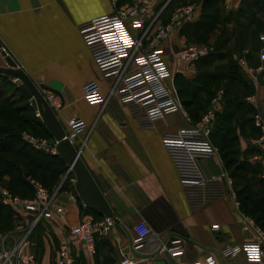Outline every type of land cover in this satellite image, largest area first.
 I'll return each mask as SVG.
<instances>
[{"label":"crops","instance_id":"obj_1","mask_svg":"<svg viewBox=\"0 0 264 264\" xmlns=\"http://www.w3.org/2000/svg\"><path fill=\"white\" fill-rule=\"evenodd\" d=\"M134 1L115 0L113 5L111 0H0V46L35 84L53 92L58 102L53 109L64 129L65 121L70 118L82 121L84 128L72 143L117 219L108 225L106 234L93 235L94 253L87 254L78 240L68 236V228L84 219L104 218L83 206L74 187L59 185L61 175L34 169L25 160L9 156V160H18L29 170V182L42 181L56 191L54 204L64 211L63 216L54 215L51 220L40 219L35 224L30 215L23 212L31 221L28 233L23 235L24 250H29L30 237L33 241V253H30L37 264H54L55 247L66 236L74 264H114L120 256L132 254L131 227L138 220L153 231L166 230L167 235L161 240L171 235L183 237V254L179 258L183 262L216 254L224 244L251 236L242 230V216L251 217L237 209L229 196L208 201L199 209L188 207L176 169L162 142L164 133L185 126L183 117L179 112H172L157 119L150 129L139 127L132 113L118 102L115 92L110 91L112 82L100 77L80 38L79 23L109 14L113 7L121 8ZM187 2L196 3L194 17L172 31L163 43L174 50L196 42L206 29V17H200L203 0H174L172 6ZM263 4L264 0H217L211 8L206 7L203 13L216 16L206 42L212 49L226 53L225 57L233 53L237 59L243 57L248 67L255 68L259 64V35L264 33V12L260 9ZM172 6L160 17L161 22H166ZM239 8L243 10L236 13ZM167 62L172 71L171 87L188 116L203 111V107H194L195 101L209 98L215 89L224 91L228 101L226 116L220 117L218 129H214L210 140L217 155L206 158L202 165L211 174L225 170L217 144L223 139L222 151L246 163L245 183L260 202L259 197L264 196L261 172L264 133L260 142H254L261 132L258 134L247 119L259 112L264 120L263 72L248 73L240 66L242 82L229 83L224 58L183 66L182 71L177 70L170 58ZM4 65L0 56V66ZM89 81L98 85L103 103H88L83 99L82 86ZM244 82L252 93L247 94ZM5 95L0 93V98ZM245 101L252 104V111L243 108ZM0 176L3 182L10 177L3 173ZM261 205L264 206V202ZM214 223L219 226L217 231L209 229ZM157 241L152 239L146 248L154 247ZM219 264L227 263L221 260Z\"/></svg>","mask_w":264,"mask_h":264},{"label":"built area","instance_id":"obj_2","mask_svg":"<svg viewBox=\"0 0 264 264\" xmlns=\"http://www.w3.org/2000/svg\"><path fill=\"white\" fill-rule=\"evenodd\" d=\"M169 1L135 0L121 8L113 7L109 14L79 23L78 33L100 77L112 82L110 91H114L118 102L132 113L139 127L150 129L157 119L172 112H179L183 117L185 126L164 133L162 142L176 169L188 207L199 209L208 201L226 195L238 209L228 173L222 170L218 174H211L202 165L206 158L217 155L209 134L216 113L221 108L222 90L214 93L203 114L192 121L170 84L172 71L167 59L170 58L177 70L182 71L183 66H192L212 48L194 42L186 43L176 50L164 46L172 31L191 20L196 13L193 4L178 5L171 10L166 22H161L159 14ZM111 2L114 5L115 0ZM259 38V64L255 68L248 67L243 57L237 59L248 73L264 70V33ZM10 80L18 84L16 78L11 77ZM42 93L52 108L58 106L53 93L48 90H42ZM82 96L88 103H103L94 81L82 86ZM35 116H38L37 112ZM253 124L261 132L254 142H260L264 133V120L259 112L254 114ZM65 125V135L71 142L84 128L82 121L77 118L66 120ZM21 139L34 149L55 153L54 143L47 144L24 136ZM66 172H70L69 167ZM261 172L264 177V164ZM31 185L33 193L30 197L17 196L7 189H0V203L28 213L33 224L40 219L51 220L54 215L63 216V208L54 204L56 191L49 192L37 181H32ZM242 220V230L251 236L240 242L226 243L218 253H209L190 262L179 259L183 254V237L171 235L161 240V237H166V230L153 231L144 221L138 220L131 227L132 254L120 256L114 264H219L221 260L227 264H264V231L252 219L242 216ZM110 223L111 220L105 218L99 222L84 219L68 228V236L78 240L85 252L91 255L94 253L93 235L106 234ZM209 229L217 231L219 226L214 223L209 225ZM68 236L58 241L53 256L54 264H74L69 253ZM152 239L158 240L155 246L146 248ZM24 244L25 236L10 248L0 247V264H37L33 254L23 251ZM239 256L242 257L241 261Z\"/></svg>","mask_w":264,"mask_h":264},{"label":"trees","instance_id":"obj_3","mask_svg":"<svg viewBox=\"0 0 264 264\" xmlns=\"http://www.w3.org/2000/svg\"><path fill=\"white\" fill-rule=\"evenodd\" d=\"M174 0H170L165 7L161 10L159 16L161 17L164 12H166ZM217 0H203L201 6V16L202 19H205L206 29L203 32V36L199 37L196 42H206V35L207 32L213 27L216 16L213 14L206 15L203 13L206 7L211 8ZM257 3H255L256 5ZM260 9L264 12V4L260 6ZM243 9L239 8L236 13L241 12ZM220 44V42L218 43ZM217 48V45L215 46ZM226 53H222L217 51L216 49H212L207 55L201 57L195 63L203 61V60H221L224 58L227 65L226 70V78L228 79L229 83L234 81L242 82V75H241V67L237 62V57L235 58L233 53H229L228 56L225 57ZM235 54V53H234ZM223 56V57H222ZM264 75V70L262 71ZM11 77L6 75L0 74V93H6L3 98H0V175L8 174L12 179L11 182L7 183L8 190L10 189L13 191L15 189L21 197H30L33 193L31 182L28 181V177H30V172L27 168H24L18 160H9L8 157H17L26 161V163L34 169L42 170L44 172L50 173L55 176L62 175L66 169V164L60 159V157L56 153H49L44 152L42 150L34 149L28 143L23 141L20 136V131L23 128L31 129L32 125L41 128L44 133H46L50 138H52L48 129L44 126V124L37 118L34 117L33 109L28 102H26V98L21 93V91L17 88V84H13L10 80ZM244 88L247 94L252 93L250 87L247 83L244 82ZM17 92L19 96L24 99L23 105H13V96L14 92ZM222 102L223 105L221 106L220 110L216 113L215 120L211 126V131L209 134L210 140L212 141V135L214 129H218V121L220 117L226 116V109H227V100L225 98L224 91L222 90ZM213 93H210V97H212ZM209 97V99H210ZM241 103V101H239ZM246 105L243 104V108H247V110L252 111V104L248 102H244ZM208 104V103H207ZM206 106L203 110H205ZM29 115V116H28ZM190 117V116H189ZM192 121H196L198 119L197 115L190 117ZM247 123H250L251 126L260 133L258 127L253 124V118L250 117L247 119ZM216 131V130H215ZM256 136L255 138H257ZM53 139V138H52ZM219 145L220 153H221V160L223 162V166L227 171L228 175L232 178V188L235 193V198L238 201V209L245 215L251 217L254 223L258 225L264 231V206L261 204L264 202V196L259 197L260 202L256 201L253 197V194L249 190V186L245 183L244 176L248 169L246 167V163L244 161H239L226 152L222 151V147L224 146L223 139L217 142ZM250 146H254L255 144H249ZM26 174V175H25ZM66 175H73L71 172H68ZM40 183L49 191L52 192L51 188L44 184L42 181ZM16 185L18 187H16ZM62 187L71 186L69 182L66 181L65 184L61 185ZM11 192V191H10ZM79 200V198L77 197ZM80 203V202H79ZM261 205V206H260ZM82 207V205L80 204ZM100 215H98L99 217ZM101 217V216H100Z\"/></svg>","mask_w":264,"mask_h":264},{"label":"water","instance_id":"obj_4","mask_svg":"<svg viewBox=\"0 0 264 264\" xmlns=\"http://www.w3.org/2000/svg\"><path fill=\"white\" fill-rule=\"evenodd\" d=\"M0 56L5 63L4 66H0V74L18 80L17 88L28 99L33 111L37 112L41 122L54 139L55 153L70 168L74 177V190L83 206L105 219L117 222L103 193L79 156L78 150L66 137L65 129L57 118L54 109L44 98L42 90L47 89L43 85L35 84L1 46Z\"/></svg>","mask_w":264,"mask_h":264},{"label":"rangeland","instance_id":"obj_5","mask_svg":"<svg viewBox=\"0 0 264 264\" xmlns=\"http://www.w3.org/2000/svg\"><path fill=\"white\" fill-rule=\"evenodd\" d=\"M187 3L196 5V3H194V2H187ZM187 3H177L176 5H173V6H172V4H173L172 3L171 6L173 9L174 7H176L178 5L187 4ZM194 43H197V42H194ZM199 43H203V42H199ZM204 44L211 46V44L208 42H204ZM12 83L15 85L17 84V82H12ZM216 91L217 90L215 89L214 92H216ZM13 94H14L13 105H23L25 100L22 99L16 91ZM213 95H214V93H213ZM210 99H211V97H210ZM210 99L207 98V99L195 101L196 105H194V107L196 108V106L197 107L200 106L201 108L203 107L202 108V110H203L206 105L208 106ZM221 101H222V98H221ZM26 102L29 103L28 99H26ZM203 112H204V110L199 115H197V117L199 118L203 114ZM33 115L35 118L40 120L39 116H35V111H34ZM31 127H32L31 129L23 128L20 131V136L29 137V138H32L33 140H36V141H45V143H47V144L54 143V139L50 138L46 133H44V131L41 128H38L34 125H32ZM1 163L2 162L0 159V164ZM66 174H67V172L65 171L58 178L57 182L59 185L65 184L66 181L69 182L70 184H72L73 175H66ZM11 180L12 179L10 177H7L4 179V182H3L2 177L0 176V182H1L0 183V189H7L8 188L7 183L11 182ZM37 182H40V181H37ZM16 187H18V186L16 185ZM10 191L12 194H15L17 196L20 195L18 192L15 191V189H13V191L10 189ZM97 221L99 222L101 220H96V222ZM30 224H31L30 219L25 217V215H23V212L21 210L14 208L12 206H9V205H3L2 203H0V247H4V245L5 246L9 245L8 248L12 247L16 243V241H19L22 238L21 236L28 233V231L30 229ZM27 241L30 245V246H27V247H29L28 252L33 253L32 252L33 251V248H32V245H33L32 242L33 241L30 240V237H28ZM24 246H25V244L23 245V251H25Z\"/></svg>","mask_w":264,"mask_h":264}]
</instances>
